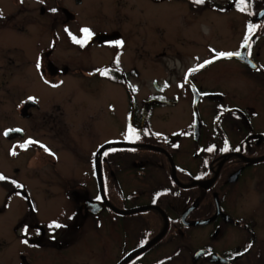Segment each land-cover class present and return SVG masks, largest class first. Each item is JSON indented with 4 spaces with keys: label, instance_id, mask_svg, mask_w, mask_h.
I'll list each match as a JSON object with an SVG mask.
<instances>
[{
    "label": "flooded vegetation",
    "instance_id": "flooded-vegetation-1",
    "mask_svg": "<svg viewBox=\"0 0 264 264\" xmlns=\"http://www.w3.org/2000/svg\"><path fill=\"white\" fill-rule=\"evenodd\" d=\"M73 1L85 0H33L34 7L30 0H0V122L7 124L0 138L8 143L0 153V174L7 178L0 180V213L13 203L17 213L11 238L0 245L11 247L13 257L0 264H117L160 232L164 214V234L124 264L252 263L264 250V158L252 161L264 154V13L257 17L264 0H184L187 8L218 12L220 27L213 30L221 40L206 43L205 55L186 66L179 81L158 80L146 95L138 72L121 59L128 47L119 30L128 16L124 1L115 0L103 26L81 19ZM161 1L139 0L138 10ZM149 25L157 27L158 19ZM137 30L143 37L145 27ZM146 35L159 51L155 35ZM220 52L240 55L216 58ZM206 60L212 63L190 71ZM178 99L191 102L188 116L174 109ZM118 101L122 141L130 145L100 149L110 139L96 142L95 119L80 109ZM9 129L21 131L5 135ZM29 139L39 143L21 147ZM49 139L65 146L56 150ZM215 173L208 186L191 184ZM144 205L150 206L120 211ZM197 249L205 251L195 259ZM212 252L240 255L212 262Z\"/></svg>",
    "mask_w": 264,
    "mask_h": 264
},
{
    "label": "rangeland",
    "instance_id": "rangeland-1",
    "mask_svg": "<svg viewBox=\"0 0 264 264\" xmlns=\"http://www.w3.org/2000/svg\"><path fill=\"white\" fill-rule=\"evenodd\" d=\"M5 2L7 0H4ZM125 6L121 8L128 13L125 20H121L120 24L123 28H119L123 35H126L128 39V47L122 55V61L126 66V69L135 70L138 72L139 82L141 83V92L146 95L148 89L152 87L151 83H155L160 80L166 82L169 77L176 83L181 79L182 72L186 66H191L194 62L199 60L205 55V44L215 43L221 40L214 30L213 24L219 26V18L221 17L218 12L212 9H203L201 6H192L187 8L186 2L182 1H169L162 0L159 5L152 6L148 9L143 4L141 11L139 9V0H123ZM217 1V0H214ZM221 1V0H218ZM31 6L34 7L35 2L30 0ZM75 5V11L80 12L81 19L88 20L91 25L103 26L102 24L110 23L106 15L113 14L112 9L116 6L115 0H85L84 4ZM189 6V5H188ZM91 11H96L97 16L94 18ZM110 14V15H109ZM235 14H226V17H234ZM236 16V15H235ZM207 17V19H206ZM139 18V19H138ZM158 19V26H150V20ZM138 19V20H137ZM34 20L29 22L32 26ZM71 25L76 24V20L70 22ZM145 27L144 36L136 35L138 30ZM72 26L68 27V30ZM61 26L58 25L55 28L56 33H61ZM155 35V45L158 46L159 51L153 48V45L149 40L146 33ZM51 35V30L48 31V36ZM141 50V57H138V49ZM91 51L96 48L91 46ZM183 51V53H181ZM195 53V54H193ZM128 59V60H127ZM135 77V76H134ZM136 80V78H133ZM114 88V85H111ZM121 101L114 102L113 105L100 104L97 106L92 105L90 109L95 110V115L90 111L88 107L80 109L84 115L93 120L95 119L96 128L93 129V133L97 137L96 142L101 141L102 137L106 136L112 140H123V125H124V107L118 104ZM4 105L1 106V109ZM91 106V105H90ZM175 110H183L187 116L190 114L191 102L189 99H178L176 101ZM66 110V109H65ZM7 111V110H6ZM158 113H163L164 109H158ZM181 114V115H184ZM9 118V116H8ZM2 119L0 118V121ZM7 125L5 121L0 122V127ZM88 136V132L86 133ZM100 138V139H98ZM53 143V146L57 149H61L65 146V143L49 139ZM98 140V141H97ZM7 141L0 138V153H6ZM33 157L40 155L38 152L32 153ZM34 162V161H31ZM15 176L19 177L18 174ZM3 198V193L0 187V202ZM22 204H26L22 201ZM17 213L14 209V203L3 213H0V245L4 246L3 241L11 238V218L13 214ZM12 245H15L13 243ZM6 246H9L6 244ZM165 248V247H163ZM11 247H3L0 249V259L13 257L8 251ZM237 264H248V262L241 261Z\"/></svg>",
    "mask_w": 264,
    "mask_h": 264
},
{
    "label": "water",
    "instance_id": "water-1",
    "mask_svg": "<svg viewBox=\"0 0 264 264\" xmlns=\"http://www.w3.org/2000/svg\"><path fill=\"white\" fill-rule=\"evenodd\" d=\"M264 13V7L262 9H260V11L258 12V15L257 17H261L262 14ZM101 35V36H100ZM98 36H100L101 38L104 37L102 36L103 34H100ZM195 92V91H194ZM196 102H197V96L195 95L194 97V111L196 110ZM130 143L129 142H125V141H110L106 144H104L100 149H102L103 147L105 146H125V145H129ZM153 147V146H152ZM156 148V146H155ZM264 158V154L262 156H259L257 158H254L252 159V161H255V160H260V159H263ZM218 172V171H217ZM216 176V173L215 175H213L211 178L207 179V180H196V181H193L191 184H201L203 186H208L209 184H211V182L213 181V179L215 178ZM150 205H144V206H139V207H136V208H132V209H127V210H120V211H123V212H134V211H137V210H142L146 207H148ZM164 217H165V221H164V225H163V228L160 230L159 233H157L152 239H150L147 243H145L144 245L136 248L135 250H133L130 254H128V256L124 257L120 262H118L117 264H124L126 262V260L128 258H130L133 254L147 248L151 243H153L154 241H156L157 239H159L163 234L164 232L166 231V228H167V223H168V220H167V217L166 215L164 214ZM204 222V221H203ZM205 250L204 249H198L195 254H194V258L196 259L201 253H203ZM239 255H236L234 257H238ZM232 257V258H234ZM232 258H226L224 256H222L221 254L217 253V252H213L210 259L214 262H228L229 260H231Z\"/></svg>",
    "mask_w": 264,
    "mask_h": 264
},
{
    "label": "snow or ice",
    "instance_id": "snow-or-ice-1",
    "mask_svg": "<svg viewBox=\"0 0 264 264\" xmlns=\"http://www.w3.org/2000/svg\"><path fill=\"white\" fill-rule=\"evenodd\" d=\"M20 2L21 3H23V0H20ZM41 2H43V0H41ZM205 2V0H194V3H196V4H203ZM241 2L243 3V0H241ZM52 11L53 12H55L56 11V9H52ZM3 16V13L2 12H0V17H2ZM254 26L253 25H249V31L251 32L252 31V28H253ZM83 33H85L86 34V36H88V37H90L91 35H92V32H91V30L90 29H88V28H83L82 30H81ZM75 39V38H74ZM75 42L76 43H78V44H83V43H85L86 41H84V40H75ZM123 41L121 40V41H116V44L117 45H123ZM245 43H247V40L245 41ZM240 55V53H225V52H220V53H218V55H217V57L216 58H219V57H231V56H239ZM116 63L118 64L119 63V58H117V61H116ZM210 63H212V60H206V61H204V63L203 64H200V65H198V67L196 68V69H191L190 71L191 72H194V71H197L199 68H203L206 64H210ZM38 67H39V65H38ZM97 71H99V72H101V74L102 75H104V76H107L108 75V70L107 69H104V70H100V69H97ZM182 86V85H181ZM29 99L30 100H32V99H34L33 97H29ZM13 131H21L20 129H9V130H7L6 132H5V135H8V133L9 132H13ZM129 138H131V137H129ZM136 139H139V136L137 135L136 136ZM39 142L38 141H34V140H31V139H29L28 141H26L25 142V144H23V145H21V147H28L29 145H31V144H38ZM41 147L42 148H45V150L47 151L48 149L46 148V146H44V145H41ZM213 150V148H209L208 149V151H212ZM229 150V148L227 147V145H226V147L224 148V149H222V151H228ZM236 151H240V149L239 148H237V149H235ZM12 154L13 155H15L16 153H15V151H13L12 152ZM104 155H107V152H105L104 153ZM199 178V177H198ZM5 179H7L3 174H0V180H5ZM13 183H15V181H13ZM20 187H23V185H20ZM96 199L97 200H100L101 199V197L100 196H97L96 197ZM55 227H57V228H59V227H65V225H60L59 223H55ZM27 231V229H25V232ZM23 243H25V244H27L28 243V240H24L23 241ZM248 247L250 248L251 247V244H249L248 245ZM247 250V249H246Z\"/></svg>",
    "mask_w": 264,
    "mask_h": 264
},
{
    "label": "trees",
    "instance_id": "trees-1",
    "mask_svg": "<svg viewBox=\"0 0 264 264\" xmlns=\"http://www.w3.org/2000/svg\"><path fill=\"white\" fill-rule=\"evenodd\" d=\"M248 264H264V254L262 255L261 251H258L255 260H253L252 263L248 262Z\"/></svg>",
    "mask_w": 264,
    "mask_h": 264
}]
</instances>
